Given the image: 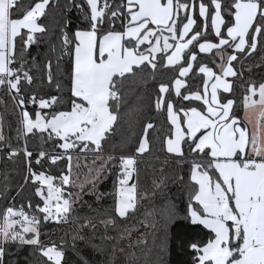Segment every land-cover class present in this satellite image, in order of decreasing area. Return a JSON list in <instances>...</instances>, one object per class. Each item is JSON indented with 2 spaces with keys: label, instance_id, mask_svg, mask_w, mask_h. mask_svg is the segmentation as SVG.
<instances>
[{
  "label": "snow or ice",
  "instance_id": "6c2138e0",
  "mask_svg": "<svg viewBox=\"0 0 264 264\" xmlns=\"http://www.w3.org/2000/svg\"><path fill=\"white\" fill-rule=\"evenodd\" d=\"M84 5L68 0L61 11L59 48L53 44L52 55L45 53L43 71L59 95L33 91L29 96L24 89L34 82L37 56L30 57L32 65L26 68V55L49 33L42 22L48 9L60 5L58 0H0V88L19 109L17 138L24 141L22 148L13 147L0 131V151L9 159L22 152L23 183L16 193L21 195L26 186L32 189L26 205L17 207L13 197L0 208V264H5L9 246L25 245L32 255L46 258L43 264H67L63 239L59 245L41 240L42 223L67 224L72 217L77 226L73 240H85L80 230L95 233L97 224L115 229L117 217L125 220L136 212L142 196L149 195L139 189L137 157L150 151L148 135L154 124L143 125L134 152L105 156V146L120 118L123 81L145 71L155 81L157 68L171 73L156 83L154 107L157 112L166 109L171 126L163 139L167 153L177 165H189L187 180L183 174L175 177L187 187V203L183 209L165 203L158 217L147 214L143 223L148 227L151 218L152 246L140 256L120 244L129 238L128 249L147 247L149 233L135 242L130 228L115 237L105 234L101 239L112 244L105 264H115L117 251L126 264H170L169 229L179 219L193 229L179 240L190 256L183 264H264V82L242 85V117L233 96L235 80L243 76L235 62L254 55L264 43V0H84ZM71 7L84 17L74 30L65 15ZM197 7L202 27L194 19ZM209 18L214 39L208 35ZM201 54H214L218 62L213 59L209 66ZM64 57L68 64L62 69ZM192 77L202 81L195 90L187 83ZM28 105L35 107L34 113ZM29 135L40 136L38 151L29 150ZM49 142L52 149L46 151ZM34 156L38 167L33 166ZM89 156L94 157L91 166ZM58 164L63 165L58 173L49 174ZM110 164L116 177L112 208L102 218L73 216L85 184L91 185L97 201L104 195L96 194V183ZM83 168L89 169L90 180L81 181ZM165 179L153 181L154 189ZM8 188L4 173L0 195ZM33 197L38 198L35 203Z\"/></svg>",
  "mask_w": 264,
  "mask_h": 264
},
{
  "label": "trees",
  "instance_id": "16d2710c",
  "mask_svg": "<svg viewBox=\"0 0 264 264\" xmlns=\"http://www.w3.org/2000/svg\"><path fill=\"white\" fill-rule=\"evenodd\" d=\"M68 0H58L60 7L52 6L48 9L47 17L43 19L49 27V33L43 38V42L40 44H33L29 48V53L26 55L28 64L26 68L31 67V56H37V67L32 68V75L34 76V82L30 88L24 89L27 95H31L33 91L38 96L41 95H59L56 92L55 83L51 86L48 85L46 75L43 71V65L45 63V53L52 55L49 51L50 47L55 44L59 48L58 33L59 23L61 21V11L67 4ZM76 2L84 5V0H76ZM22 4H27L28 0H21ZM103 4V0H100ZM86 8V5H84ZM65 15L71 19L73 24V30L77 24L83 22V13L77 10L75 7H71ZM15 18V17H14ZM194 19L202 27L203 20L199 18L198 13H195ZM119 24V22H117ZM194 27H196L194 25ZM199 30V28H197ZM208 35L210 38L214 37L211 34L210 18ZM230 51V50H229ZM59 52H57V55ZM201 59L208 61L209 66L211 61L218 58L214 54H201ZM68 64V58L64 57L61 62V68H65ZM236 70L238 73L242 72L243 76L237 77L235 80V90L233 93L236 99V111L242 117V98L244 96V87L248 82H255L258 86L260 82H264V43L260 45L254 55L241 56V58L235 62ZM53 68L55 71V56H53ZM143 75V79H141ZM152 73L145 71L143 74H139L135 77L129 76L123 81L121 85V106H120V118L114 126V131L111 134L108 144L105 146V156L113 154L117 158L122 153L134 152L135 146H138V137L143 135V125L145 123H153L154 128L149 131L148 139L150 141V151L143 155H139L138 159V172H139V189L141 193H148L146 197L142 198L138 202L137 210L134 214L130 215L127 219H117V227L114 229L109 227L107 230L102 225L97 224L95 233L91 229H82L79 234L85 237V240H73V236L76 235V224L72 222V217L69 218L67 224H56L53 221H49L47 224L41 226V240L42 241H56L59 245L61 240L64 241V259L67 264H84L87 261L88 264H105L112 254V244L103 241L101 238L107 234L109 236H117L124 230V228L131 229L130 239L135 242L138 237L143 233H149L145 237L147 240V247L140 245L132 249H128L129 238H125L120 244V247H124L127 251H135L138 256L141 252H147L148 248L152 246L151 218L148 217V227H145L143 223L148 213L155 212L157 217L162 206L165 203L174 204L178 209H183L187 203L185 184L177 183L175 177L183 174L185 180H187V173L189 165L185 163L182 166L176 164L175 159L171 154H168L163 139L168 134L170 124L167 121L166 109L163 112H157L154 107L155 101V89L156 83L162 79H167L171 73L164 72L162 69L157 68L155 72L156 80L151 79ZM188 86L195 90L198 81L195 77L190 78ZM198 103V102H197ZM185 106L187 102H184ZM179 102L177 107H179ZM28 110L32 113L35 112V107L28 105ZM19 117V109L14 108L12 101L7 95V90L0 88V131L3 132L6 141H10L13 147H23L24 141L17 138V129ZM44 139H47V134H44ZM28 147L31 151H38L41 145V138L39 135H29ZM52 144L49 142L45 150H51ZM187 152V146H185ZM7 154L0 151V188L4 184V173H7L9 188L6 194L0 195V208L9 206V202L15 197V204L19 207L22 203L27 204V197L32 196V189L28 186L25 187L24 192L21 195H17L16 188L19 184L23 183L24 172V158L22 152L16 157L9 159ZM190 158V157H187ZM94 157L89 156L88 163L91 166V160ZM167 161V163H166ZM118 163V159L116 161ZM33 166L35 165V156L33 157ZM47 167V162L45 164ZM63 165L58 164L51 169L49 174L56 175L58 169ZM111 164L105 169V174L96 183V194L101 195V199L97 201L96 195L91 194L90 184H85L84 191L80 202L76 205L77 211L73 216L84 217L92 216L96 218H102L106 211L110 210L113 205L114 196L111 195L114 191L115 175L111 171ZM118 171V168L115 170ZM91 175H95L93 172ZM166 177L163 186L160 189H154L153 181L159 182L161 177ZM81 181L90 180L89 169L83 168L81 170ZM38 198L33 197V203ZM91 205V208H89ZM193 229L186 227V222L179 219L174 222L170 227V243L169 254L166 259L170 264H183L185 260H189L188 256L180 247L179 240L184 238L186 233L191 232ZM47 233V235H45ZM94 237V238H93ZM75 244V248H73ZM94 245H99L105 249L104 253L97 251ZM33 249L29 246L16 247L9 246L5 254V264H37L40 261L43 264L42 258L37 255H32ZM154 258V257H153ZM144 257L141 256L143 261ZM115 264H126L125 256L119 251L114 256Z\"/></svg>",
  "mask_w": 264,
  "mask_h": 264
},
{
  "label": "rangeland",
  "instance_id": "374dc122",
  "mask_svg": "<svg viewBox=\"0 0 264 264\" xmlns=\"http://www.w3.org/2000/svg\"><path fill=\"white\" fill-rule=\"evenodd\" d=\"M196 12L198 13V7H197V11ZM198 15H199V13H198ZM242 116H243V113H242Z\"/></svg>",
  "mask_w": 264,
  "mask_h": 264
},
{
  "label": "built area",
  "instance_id": "2783aa9c",
  "mask_svg": "<svg viewBox=\"0 0 264 264\" xmlns=\"http://www.w3.org/2000/svg\"><path fill=\"white\" fill-rule=\"evenodd\" d=\"M7 156V155H6Z\"/></svg>",
  "mask_w": 264,
  "mask_h": 264
}]
</instances>
